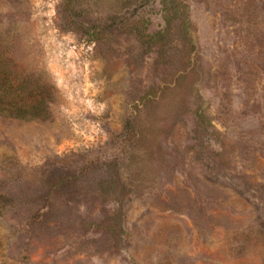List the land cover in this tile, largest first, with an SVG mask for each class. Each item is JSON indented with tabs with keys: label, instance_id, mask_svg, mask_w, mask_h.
I'll list each match as a JSON object with an SVG mask.
<instances>
[{
	"label": "rangeland",
	"instance_id": "rangeland-1",
	"mask_svg": "<svg viewBox=\"0 0 264 264\" xmlns=\"http://www.w3.org/2000/svg\"><path fill=\"white\" fill-rule=\"evenodd\" d=\"M70 2L0 0V264H264V0Z\"/></svg>",
	"mask_w": 264,
	"mask_h": 264
},
{
	"label": "trees",
	"instance_id": "trees-1",
	"mask_svg": "<svg viewBox=\"0 0 264 264\" xmlns=\"http://www.w3.org/2000/svg\"><path fill=\"white\" fill-rule=\"evenodd\" d=\"M70 3L65 0L67 8ZM5 40L0 35V117L22 121L48 119L57 93L55 86L41 71L20 70Z\"/></svg>",
	"mask_w": 264,
	"mask_h": 264
}]
</instances>
